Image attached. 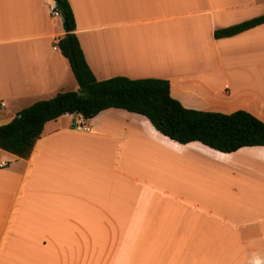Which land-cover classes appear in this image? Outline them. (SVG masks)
Instances as JSON below:
<instances>
[{"label":"crops","instance_id":"0c3cea01","mask_svg":"<svg viewBox=\"0 0 264 264\" xmlns=\"http://www.w3.org/2000/svg\"><path fill=\"white\" fill-rule=\"evenodd\" d=\"M68 1L96 79L164 78L185 107L264 122V23L213 35L264 0ZM52 4L0 0V125L78 88ZM76 119L47 121L27 158L0 149V264H264V146L178 143L115 107Z\"/></svg>","mask_w":264,"mask_h":264},{"label":"trees","instance_id":"16d2710c","mask_svg":"<svg viewBox=\"0 0 264 264\" xmlns=\"http://www.w3.org/2000/svg\"><path fill=\"white\" fill-rule=\"evenodd\" d=\"M53 1L64 29L57 46L78 88L57 92L20 109L9 122L0 125V149L27 158L47 121L63 114L90 118L111 107L145 116L157 131L178 143L198 141L221 152L264 146V122L244 109L225 113L185 107L170 94L169 81L164 78L117 75L96 79L74 32L75 19L69 1ZM261 23L264 13L216 29L213 35L231 36Z\"/></svg>","mask_w":264,"mask_h":264},{"label":"built area","instance_id":"2783aa9c","mask_svg":"<svg viewBox=\"0 0 264 264\" xmlns=\"http://www.w3.org/2000/svg\"><path fill=\"white\" fill-rule=\"evenodd\" d=\"M50 12L54 16H59L60 15L59 11L55 7V3L50 6ZM53 47L54 48L57 47V40L54 41V46ZM76 115H77V119L75 120V122L72 124L71 127L74 130H77V131H89L90 130V126L85 122V118L81 114H76ZM0 164L3 165L4 162H1Z\"/></svg>","mask_w":264,"mask_h":264},{"label":"rangeland","instance_id":"374dc122","mask_svg":"<svg viewBox=\"0 0 264 264\" xmlns=\"http://www.w3.org/2000/svg\"><path fill=\"white\" fill-rule=\"evenodd\" d=\"M233 78V77H232ZM244 96H239L238 98L235 99L234 104L232 106H236L237 104H240L241 102H246L244 101ZM247 100V104L250 105V98L246 99ZM136 173L138 177L140 178H147V179H154L155 176L152 174H148V173H142V172H132V174Z\"/></svg>","mask_w":264,"mask_h":264}]
</instances>
